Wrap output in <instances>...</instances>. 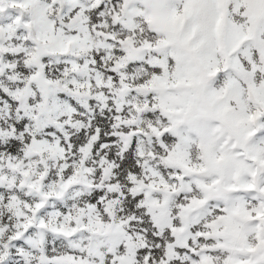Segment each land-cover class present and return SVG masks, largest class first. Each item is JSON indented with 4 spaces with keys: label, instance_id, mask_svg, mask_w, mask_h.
Segmentation results:
<instances>
[{
    "label": "rangeland",
    "instance_id": "obj_1",
    "mask_svg": "<svg viewBox=\"0 0 264 264\" xmlns=\"http://www.w3.org/2000/svg\"><path fill=\"white\" fill-rule=\"evenodd\" d=\"M0 264H264V0H0Z\"/></svg>",
    "mask_w": 264,
    "mask_h": 264
}]
</instances>
